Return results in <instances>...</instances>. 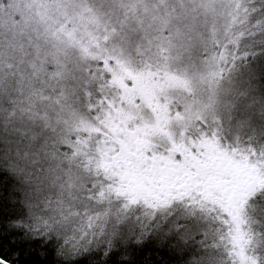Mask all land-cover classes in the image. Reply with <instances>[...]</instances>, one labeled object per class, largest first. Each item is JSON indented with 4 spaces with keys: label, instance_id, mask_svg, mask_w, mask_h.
<instances>
[{
    "label": "snow or ice",
    "instance_id": "6c2138e0",
    "mask_svg": "<svg viewBox=\"0 0 264 264\" xmlns=\"http://www.w3.org/2000/svg\"><path fill=\"white\" fill-rule=\"evenodd\" d=\"M99 63L91 125L65 154L90 180L92 207L0 196V264H27L34 242L51 264H151L161 239L183 253L178 264H264V143L229 139L213 96L175 97L161 85L189 82L165 69L116 80ZM228 63L213 57L202 79L214 87ZM143 77L159 84L145 88Z\"/></svg>",
    "mask_w": 264,
    "mask_h": 264
},
{
    "label": "rangeland",
    "instance_id": "374dc122",
    "mask_svg": "<svg viewBox=\"0 0 264 264\" xmlns=\"http://www.w3.org/2000/svg\"><path fill=\"white\" fill-rule=\"evenodd\" d=\"M10 3L9 20H0V33L12 35L0 38V72L12 95L6 129L14 171L33 202L47 199L56 207L60 201L66 212L92 207L85 190L90 180L65 154L70 155L66 145L91 125L87 100L95 92L100 61L116 80L139 81L148 68L175 74L189 86L161 87H171L175 97L189 103H207L213 96L223 134L243 141L240 131L251 128L245 139L253 140L251 93L241 84L248 71L240 61L249 53L254 0ZM233 55L242 57L234 66ZM219 56L229 60L231 71L213 87L202 78ZM143 79L148 89L159 84ZM241 94L246 104L236 105Z\"/></svg>",
    "mask_w": 264,
    "mask_h": 264
},
{
    "label": "trees",
    "instance_id": "16d2710c",
    "mask_svg": "<svg viewBox=\"0 0 264 264\" xmlns=\"http://www.w3.org/2000/svg\"><path fill=\"white\" fill-rule=\"evenodd\" d=\"M255 6H253L251 25L253 27V34L250 38V46L248 47L249 55L245 60L240 61V65L248 71V74L242 78L241 84L251 93L252 107L250 114L253 117V127L255 133L252 142L259 146L264 143V0H254ZM10 0H0V20L3 24L4 20L9 17ZM9 20V19H8ZM5 24H10V21H6ZM7 35L0 33L1 41L6 39L10 30H7ZM0 41V47L2 43ZM249 43V42H247ZM8 88V82L0 72V196L4 198L15 197L17 200L24 199L25 197L34 201L32 196L30 197L27 190L22 185V178H18L14 171L13 154L11 151V136L6 129L7 114L6 107L10 103V97L6 91ZM5 91V93H3ZM14 98V94H13ZM247 106L243 107L246 108ZM251 132V128L240 131L243 141H246L245 137ZM247 142V141H246ZM159 247L155 244L149 245L148 258L154 257L151 260V264H178L177 260L173 257H181L183 253L177 250L175 253L168 252L164 249L163 240L158 241ZM196 247V246H194ZM152 249H156L152 251ZM14 250V249H13ZM45 250L38 246L35 242L32 246V254L28 257L27 264H51V259L46 254L42 253ZM203 251H198L197 255H201Z\"/></svg>",
    "mask_w": 264,
    "mask_h": 264
}]
</instances>
